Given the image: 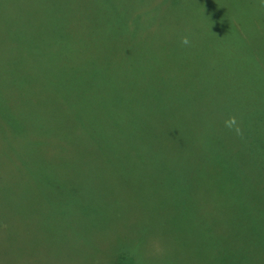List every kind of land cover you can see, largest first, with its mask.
I'll use <instances>...</instances> for the list:
<instances>
[{"label": "rangeland", "instance_id": "374dc122", "mask_svg": "<svg viewBox=\"0 0 264 264\" xmlns=\"http://www.w3.org/2000/svg\"><path fill=\"white\" fill-rule=\"evenodd\" d=\"M262 147L264 0H0V264H264Z\"/></svg>", "mask_w": 264, "mask_h": 264}, {"label": "trees", "instance_id": "16d2710c", "mask_svg": "<svg viewBox=\"0 0 264 264\" xmlns=\"http://www.w3.org/2000/svg\"><path fill=\"white\" fill-rule=\"evenodd\" d=\"M53 0H51V2H52ZM62 43L63 44H67L68 43V40H62V42H61V50H63V47H62ZM29 102V101H28ZM31 102V104H33V106L36 108V107H39V110H42V105L43 104H41V102L42 101H37V100H34V101H30ZM32 106V105H31ZM51 109V108H50ZM71 109V111H72V113H73V110H72V108H71V104L68 102V101H66L65 102V113H67L69 110ZM51 111V110H50ZM36 115V114H35ZM79 123H83V121L82 120H80V116H79ZM14 124V126L15 127H17L18 125L16 124V123H13ZM43 126L46 128L47 126L45 125V123L43 122ZM44 128V129H45ZM46 131H47V128H46ZM18 132V131H17ZM62 133H63V135L64 136H66V137H71V132H68V130L67 131H62ZM93 137L94 138H96V135H95V133H93ZM260 153H261V156L263 157V154H264V147H262V148H260ZM262 166H263V168H264V162H262Z\"/></svg>", "mask_w": 264, "mask_h": 264}, {"label": "clouds", "instance_id": "9594fccd", "mask_svg": "<svg viewBox=\"0 0 264 264\" xmlns=\"http://www.w3.org/2000/svg\"><path fill=\"white\" fill-rule=\"evenodd\" d=\"M181 43L184 44V45H187V44L189 43L188 38H187V37H184V38L182 39ZM227 123H228V126L231 127V125H232L233 123H235V121L233 120V121H229V122H227ZM237 131H239V129H237Z\"/></svg>", "mask_w": 264, "mask_h": 264}]
</instances>
